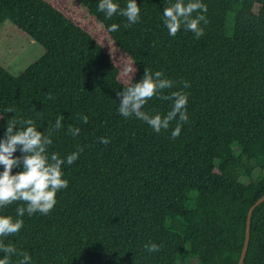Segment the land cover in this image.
<instances>
[{"label":"trees","instance_id":"16d2710c","mask_svg":"<svg viewBox=\"0 0 264 264\" xmlns=\"http://www.w3.org/2000/svg\"><path fill=\"white\" fill-rule=\"evenodd\" d=\"M98 2L0 0V27L9 21L44 48L18 75L0 63V112L14 109L0 118V139L8 119L31 118L52 132L49 153L65 157L84 146L62 168L69 183L52 211L25 214L5 243L28 252L30 264H239L249 210L264 196V0H202L208 23L198 39L183 28L168 34L166 0H136L141 19L129 27L125 17L105 19ZM71 3L82 13H70ZM83 13L103 31L86 26ZM113 23L119 30L109 32ZM113 50L133 63V83L148 67L176 82L165 94L188 93L189 120L177 139L170 138L175 121L156 133L119 114L117 91L130 78ZM171 106L154 97L142 110L163 116ZM57 116L63 127L52 130ZM69 125L81 129L78 137L67 133ZM105 136L108 145L99 142ZM18 206L0 215L15 218ZM150 242L161 250H143ZM244 264H264V200L252 213Z\"/></svg>","mask_w":264,"mask_h":264},{"label":"clouds","instance_id":"9594fccd","mask_svg":"<svg viewBox=\"0 0 264 264\" xmlns=\"http://www.w3.org/2000/svg\"><path fill=\"white\" fill-rule=\"evenodd\" d=\"M97 10L104 13L105 19H111L114 15L125 17L129 27L141 19L140 7L136 0H127L125 7L121 8L116 0H99ZM207 5L202 0H166V7L162 13V21L168 30V34L175 37L183 28L185 31L194 33L195 38L204 35V28L201 24H207ZM119 30V25L113 23L109 26V32ZM136 69L133 63L127 64L123 68V76L129 77L123 91H117V96H121L118 112L125 119L135 117L146 122L154 132L170 128L173 121L175 127L171 131L170 138L175 140L180 136L182 127L188 122L187 113L188 93L183 90H175L165 94V90L173 89L176 82L165 76L164 72L145 69L143 78L139 82L133 81V74ZM184 88L190 85L187 81H182ZM159 98L162 101H172V106L165 115L150 114L143 109L152 98ZM47 98L55 97L49 92ZM9 112H14L13 108H5L0 112V118ZM77 119L81 123H87L89 117L84 114H77ZM63 117L57 116L52 130H60L63 127ZM81 129L69 125L67 133L72 137H78ZM101 144L108 145V137H101ZM53 143L52 132L45 134L35 126L31 118L8 119L6 132L3 139H0V165L3 171L0 172V209L6 208L13 203H19L15 209L16 217L11 215H0V251L4 257L0 259V264H10L11 257L17 256V264H30L31 256L28 252L18 250L13 244L5 243V238L17 235L24 226L22 219L25 214L31 217L34 214L47 215L57 203L56 195L62 189L68 187V180L63 178L62 168L65 164L71 165L78 160L84 151V146L77 144L75 150L62 157L60 153L52 151L49 153ZM21 156H15L17 150ZM22 165V170L13 174V168ZM143 250L148 253H157L161 246L156 243H145Z\"/></svg>","mask_w":264,"mask_h":264},{"label":"rangeland","instance_id":"374dc122","mask_svg":"<svg viewBox=\"0 0 264 264\" xmlns=\"http://www.w3.org/2000/svg\"><path fill=\"white\" fill-rule=\"evenodd\" d=\"M69 12L73 15L82 13L77 11L73 4H70ZM82 22L93 30H102L100 24L92 20L90 16L83 13ZM232 19L227 21L228 33L231 32ZM103 31V30H102ZM100 38L107 41L100 33ZM111 49V47H109ZM44 53V48L21 32L14 24L7 21L0 27V63L6 66L13 74L22 73L27 66L37 60ZM115 60L121 64L122 69L125 65L131 64L129 58L121 52L112 51ZM182 264V263H181Z\"/></svg>","mask_w":264,"mask_h":264},{"label":"water","instance_id":"95a60500","mask_svg":"<svg viewBox=\"0 0 264 264\" xmlns=\"http://www.w3.org/2000/svg\"><path fill=\"white\" fill-rule=\"evenodd\" d=\"M264 200V196H261L250 208L248 213V221H247V231H246V239L244 243V247L242 250V254L239 260V264H244V259L246 256V253L248 251L249 242H250V236H251V220H252V213L255 207L260 204Z\"/></svg>","mask_w":264,"mask_h":264}]
</instances>
